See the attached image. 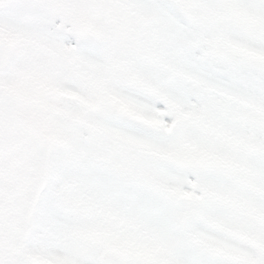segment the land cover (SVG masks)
I'll use <instances>...</instances> for the list:
<instances>
[{
	"label": "snow or ice",
	"instance_id": "obj_1",
	"mask_svg": "<svg viewBox=\"0 0 264 264\" xmlns=\"http://www.w3.org/2000/svg\"><path fill=\"white\" fill-rule=\"evenodd\" d=\"M0 264H264V0H0Z\"/></svg>",
	"mask_w": 264,
	"mask_h": 264
}]
</instances>
